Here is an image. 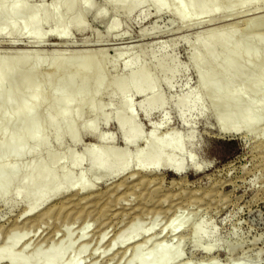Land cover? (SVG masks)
Instances as JSON below:
<instances>
[{"label": "rangeland", "instance_id": "1", "mask_svg": "<svg viewBox=\"0 0 264 264\" xmlns=\"http://www.w3.org/2000/svg\"><path fill=\"white\" fill-rule=\"evenodd\" d=\"M17 1L11 0V4ZM129 1L131 0H77V8L73 15L76 11L78 12L84 28H78L70 20L68 24V42L70 44L59 45L56 48L60 50V46L62 47L59 52L62 51V57L68 62L74 60L73 55L77 50L82 53L76 59L77 63L81 62L85 56L94 55L96 65L89 69L88 81L83 90L85 104L81 109L76 103L73 105L72 122L78 132V142L81 143L72 141L66 133L62 144H58L53 126L45 125L44 128L48 135V143L45 146L47 148L38 145L39 149L35 152H28L21 156L14 155L12 151L5 156L6 161L17 162L21 167L17 173V179L12 184L11 191L5 197L0 196V242L15 223L20 227L31 226L29 235L34 242H32V246L30 245L29 253H32L37 241L43 239L52 229L63 226L64 222L72 223L74 237H76L79 231L77 229H80L81 223L87 221L86 232L90 238L95 237L89 243V251H95L98 247L99 251L96 250V252L99 254L108 246L107 239L100 243L97 242L99 229L109 226L108 236H111L131 216L139 213L145 217L139 229L148 228L152 224L151 220L155 218L157 230L164 227V232L168 229L170 231L181 230L177 232L169 245L172 253L177 250L182 253L181 259L168 260L163 264H200L199 258L204 255L202 248L213 241H217V250L213 254L222 261L220 264H264V119L249 132L221 129L218 116L224 114L228 105L215 101L214 93L208 92L199 85V70L192 57L195 51L204 56V53L196 45V38L197 35L202 38L208 35L207 28L211 27L208 25L212 24V27H215L214 25L219 26L249 17L252 12L248 9H253L262 0L253 2L217 0L219 7L217 14L199 13L195 9H191L187 1L183 2V8H181L179 0H161L159 11L155 4L156 0H143L139 6L130 11L123 5ZM52 2L53 0H26V7H34L40 11L42 6ZM64 2L65 0H60L62 11H65ZM237 2H243L245 9L239 11L240 5L236 4ZM87 3H91L92 7H87ZM99 9L103 11L100 12ZM224 10L234 12L229 17L230 19H222V15L219 13H223ZM26 15V11H21L17 20L23 21ZM113 21L118 23V27L109 30ZM259 23L260 26L255 28L252 22H240L236 26L234 40L245 39L253 32L255 38H259L264 44V14L259 19ZM56 25H58L56 18L42 21L38 25V29L45 33V40L42 42H46L47 45L40 42L34 47L35 50L31 53L28 63L18 66L14 77L0 86L1 92H7L15 83V79L24 75L33 62L41 57L45 58L36 71L35 78L37 80H46L49 77L55 79L67 71L66 68L57 71L52 69L56 56L51 51L55 46L50 43L58 38L50 35V31ZM2 27H5V24L0 22V28ZM7 30H9L7 38H0V49L4 51L14 47L8 44V39L16 36V33L13 32L15 29L7 28ZM160 34L162 35L159 38L155 37ZM26 35L28 33L22 32L21 42H25ZM119 39L131 41L132 46L125 48L124 53L118 57H115L112 50H106L104 53H91L96 47L112 46L111 43ZM86 43L89 45H83ZM12 48L7 49V53L3 54L4 57H7L5 55L11 53L16 47ZM217 49L219 48L217 47ZM158 57H164L168 64H176L179 67L171 87L165 83L164 71L156 65ZM127 59L137 60L133 66H143L152 71L158 84L156 89L165 99L163 109L153 111L154 119H159L162 111L166 110L171 116L170 125L179 126L177 101L182 97L198 96L199 104L193 112H187L186 117L191 122L192 119L195 120L193 128L197 149L194 148V153L197 152L195 154L198 159L208 162L209 166L203 171L190 169L182 177L169 170H160L156 173V181L152 182L140 181V173L135 176L127 173V182L121 185V188L115 191L106 203L110 206L108 210L100 205L103 202L98 203L90 211L87 207L78 205L69 214H53L46 220L38 218L26 223V217H22L21 214L28 200L23 193L15 195V189L22 184V177L29 164H33L37 160L46 163L49 161V151L58 153L61 156V159L56 163L58 180H61L65 171H71L72 178L78 183L82 180H92L86 160L80 165H73L70 162V157L82 155V147L85 142L97 139L93 129L86 127V124H96L99 131L112 133L113 143L123 147L122 133L115 121V112L120 109L123 96L115 88L114 83L129 72L130 67L124 65ZM257 59L259 61L264 59V50L259 53ZM218 62H221V58ZM233 62L237 65H247L250 62L254 63V60H248L245 55H242ZM77 63H73L69 70L76 68L79 64ZM100 65L104 66L103 83L99 93L93 96L92 77L96 67ZM205 70L206 67L203 68V71ZM259 75L260 70L255 69L251 77L256 79ZM44 85L45 98L39 101L35 108L39 122H42L43 114L48 110L54 87L52 83ZM130 93L133 98L136 119L143 125L146 136L149 126L139 104L140 96ZM244 96L246 98L251 96L253 104L257 105L263 96V91H244ZM26 97L27 95L25 96L20 89L13 101L4 103L2 111L13 112ZM91 103L94 105L93 109L90 107ZM243 110L244 106L241 107L240 112L243 113ZM27 113L28 111H22L23 115ZM121 113L124 116L129 114L123 109H121ZM17 124L18 120H12L9 125L5 126L4 120L1 119L0 140L9 132L13 133L14 129L18 127ZM62 127L68 130L66 125ZM188 132L189 129H183L180 136V140L185 146L188 144ZM134 148L131 147V151ZM113 182L114 179L97 182L96 188L105 190L107 187H112ZM75 190L67 189L62 195L75 193ZM54 192L55 189H52L49 194H54ZM178 205L183 207L179 211L178 217L170 222V215ZM197 226H202L207 230L200 239L195 235ZM49 229L50 231H48ZM62 232L61 230L59 233ZM148 245L151 246V242L145 245L142 251H147ZM228 246H232L230 254L226 249ZM132 248L128 249L131 253L134 251ZM89 251H86L87 256L90 255ZM128 251L127 253L130 254ZM99 259L101 260V258ZM100 260L95 264L102 262ZM124 260L122 259L121 263Z\"/></svg>", "mask_w": 264, "mask_h": 264}, {"label": "bare ground", "instance_id": "2", "mask_svg": "<svg viewBox=\"0 0 264 264\" xmlns=\"http://www.w3.org/2000/svg\"><path fill=\"white\" fill-rule=\"evenodd\" d=\"M142 1L131 0L123 5L131 11L139 6ZM160 1H155L157 11L160 8ZM185 1L191 9H195L199 13H218L217 0H179L181 8H183ZM236 4L240 5L239 11L245 9L243 2ZM64 6L65 11H62L60 0H53L51 4L42 6L39 11L34 7L27 8L26 0H18L13 4H11V0H0V22L5 24V27L0 28V38H7L9 33L7 28L15 29L13 32L16 33L15 37L8 39V44L16 48L9 46L14 50L5 55L7 57H4L3 54L11 48H7L6 51L0 49V86L14 77V72L18 66L28 63L31 53L35 50L34 47L45 40V33L38 29V25L42 21H49L52 18L58 20V25L50 31V35L58 38L50 43V45L55 46L51 51L56 56L52 69L53 71L61 68L67 69L63 75L55 79L49 77L39 81L35 78V74L44 61L45 57H41L33 62L24 75L15 79V83L7 92H1L0 89V120H4L5 126L9 125L12 120H18V127L14 129L13 133L9 132L0 140L1 197H5L11 191L12 184L17 179V173L21 167L17 162L6 161L5 156L12 151L14 155L21 156L28 152H35L39 149L38 145L47 148L45 146L48 143V135L44 128L45 125L53 126L54 136L58 144H62L66 133L72 141L81 143L78 142V132L72 122L73 105L76 103L80 109L84 106L85 94L83 90L88 81L87 73L91 67H95L96 63L94 55H89L85 56L78 64L76 59L82 55L81 51L78 50L73 55L74 60L68 62L62 57V51L59 52L62 47L60 46V50L56 48L59 45L70 44L68 42L70 20L78 28H84L78 12L76 11L73 15L77 8V0H65ZM87 7H92V4L87 3ZM248 10L252 12V14L250 13L251 16L234 20L232 21L233 25H230L232 24L230 22V24L225 22L227 24L214 25L215 27H212V24L208 25L211 26L207 28L208 35L204 38L197 35L196 38V45L204 53V56L197 51L192 56L195 66L199 70V85L208 92L214 93L215 101L228 105L224 114L218 116L220 128L229 129L233 132H241V130L249 132L264 119V59L261 61L257 59L259 53L264 50V44L259 38H255L253 32L245 39L234 40L237 31L236 26L240 22H252L255 28L260 26L259 19L264 14L262 13L264 0L255 5L253 9ZM21 11H26L27 15L23 21H18L17 16ZM99 11L102 12L103 10L99 9ZM233 13L224 10L223 13L219 14L222 15V19L227 20ZM182 14L184 15V13ZM116 27H118V23L113 21L109 30ZM22 32L28 33L24 38L25 42L20 41ZM161 35L155 37L159 38ZM130 42L119 39L111 43L112 46L96 47L91 53H104L106 50H112L115 57H118L124 53L125 48L132 46ZM42 43L47 45L46 42ZM83 45H89V43ZM242 55H245L248 60H254V63L237 65L233 62ZM219 58H221V62H218ZM165 60L164 57H158L156 65L164 71L165 83L171 87L179 67L176 64L170 65ZM136 61L127 59L124 65L130 67L129 72L114 83L115 88L123 96L122 105L115 112V121L122 133L123 147L113 143L114 136L112 133L99 131L96 124H86V127L93 129L97 139L85 142L82 147V155L70 157V162L73 165H80L86 160L92 180H82L78 183L72 178L71 171L63 172L61 180H58L56 163L61 159L58 153L49 151V161L46 163L37 160L33 164H29L25 175L22 177V184L15 189V195L23 193L28 200L21 214L22 217H26V223L38 218L46 220L53 214H69L78 205L87 207L90 211L98 203L103 202L100 205L108 210L110 206L106 203L113 193L127 182V173L131 176L140 173V181L152 182L156 181V173L160 170H169L182 177L190 169L203 171L209 166L208 162L198 159L195 154L197 152L194 153V148L197 147V143L194 142L193 127L195 120L192 119L191 122L186 117L187 112H193L199 104L198 96L182 97L177 101L179 126L170 125L171 116L166 110L162 111L159 119H154L152 117L153 111L163 109L165 99L156 89L158 84L152 71L143 66H133ZM73 63H77V67L69 70ZM204 67H206L205 71H203ZM255 69L260 70V75L256 79H252L251 74ZM103 72V65L96 67L92 77L94 83L93 96H96L101 89ZM48 83L54 85L51 102L47 112L43 114L42 122H39L35 108L38 102L45 98L44 84ZM219 87L222 89L220 90ZM20 89L27 97L13 112H3L4 103L13 101ZM249 90L263 91V96L257 105L253 104L251 96L248 98L244 96V91ZM130 92L140 96L139 104L149 126L146 136L143 125L136 119ZM242 106H244L243 113L240 112ZM90 107L93 109V103L90 104ZM121 109L128 111L129 114L124 116ZM22 111H28V113L23 115ZM63 125H66L68 130H65ZM183 129H189L187 146L180 140ZM131 147H135L133 151H131ZM110 179H114L112 187H107L105 190L96 188L97 182H105ZM52 189H55L54 194H49ZM67 189H76V192L62 195ZM182 207L178 205L173 210L170 215V222L178 217ZM144 218L143 214H134L111 236H108L109 226L99 229L97 242L100 243L106 239L108 241L107 249L104 248L106 252L104 253L102 250L103 252L99 254L96 252L98 247L95 248V251H89V243L95 237L90 238L88 236L86 232L87 221L81 223L80 229H77L79 231L76 237H74V226H71L72 223L70 222H64V225L58 229L51 228L52 230L48 235L37 241L32 253H29L31 244L34 242L29 235L31 226L20 227L15 223L0 242V264H95L98 263L99 258L102 260L99 264H163L168 260L181 259L182 253L179 250L172 253L169 246L177 232L181 230L170 231L168 229L164 232L165 227L157 230L155 218L151 220L152 224L148 228L139 229ZM61 230L63 232L60 234ZM206 231L204 227L197 226L195 228L196 238L200 239ZM150 242L149 249L142 251L143 247ZM130 247H133V253L128 251ZM226 249L229 254L232 252V246H228ZM87 250L90 252L89 256H87L88 253L86 254ZM216 250L217 241L210 242L202 248L204 255L199 258L200 264L222 263L213 254ZM122 259L124 261L121 263ZM187 261L189 262V260Z\"/></svg>", "mask_w": 264, "mask_h": 264}]
</instances>
